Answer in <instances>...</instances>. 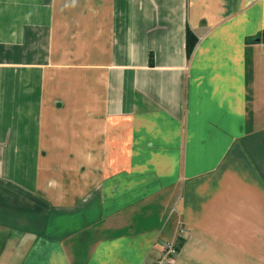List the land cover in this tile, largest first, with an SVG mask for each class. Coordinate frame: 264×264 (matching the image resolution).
<instances>
[{
  "label": "crops",
  "instance_id": "crops-1",
  "mask_svg": "<svg viewBox=\"0 0 264 264\" xmlns=\"http://www.w3.org/2000/svg\"><path fill=\"white\" fill-rule=\"evenodd\" d=\"M179 223L174 264H264V0H0V264Z\"/></svg>",
  "mask_w": 264,
  "mask_h": 264
},
{
  "label": "built area",
  "instance_id": "built-area-1",
  "mask_svg": "<svg viewBox=\"0 0 264 264\" xmlns=\"http://www.w3.org/2000/svg\"><path fill=\"white\" fill-rule=\"evenodd\" d=\"M187 236V230L179 223L171 242L163 243L160 251L147 259L144 264H174L178 254L179 245Z\"/></svg>",
  "mask_w": 264,
  "mask_h": 264
},
{
  "label": "trees",
  "instance_id": "trees-1",
  "mask_svg": "<svg viewBox=\"0 0 264 264\" xmlns=\"http://www.w3.org/2000/svg\"><path fill=\"white\" fill-rule=\"evenodd\" d=\"M191 48L189 47V50H190Z\"/></svg>",
  "mask_w": 264,
  "mask_h": 264
}]
</instances>
